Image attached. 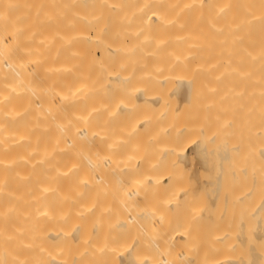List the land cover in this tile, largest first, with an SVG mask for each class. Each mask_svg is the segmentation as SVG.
Listing matches in <instances>:
<instances>
[{"label": "bare ground", "instance_id": "6f19581e", "mask_svg": "<svg viewBox=\"0 0 264 264\" xmlns=\"http://www.w3.org/2000/svg\"><path fill=\"white\" fill-rule=\"evenodd\" d=\"M234 2L0 0V264H264Z\"/></svg>", "mask_w": 264, "mask_h": 264}, {"label": "rangeland", "instance_id": "374dc122", "mask_svg": "<svg viewBox=\"0 0 264 264\" xmlns=\"http://www.w3.org/2000/svg\"><path fill=\"white\" fill-rule=\"evenodd\" d=\"M232 1H235L234 2V4H233V6H234V8H232V10H230L229 11V14H233L231 11H233V10H235V11H237V13L238 14H240V13H242V14H244V16H246L245 14L246 13H244V12H246L247 11V9H248V12H250V9H251V12H253V14H254V12L257 10V9H255L256 7L258 8L259 7V9H260V7H262L263 8V13H264V2H263V0H232ZM233 3V2H232ZM231 3V4H232ZM243 4H248V7L247 8H245V9H243V8H241L242 7V5ZM245 5V6H246ZM230 8V9H231ZM255 9V10H254ZM254 10V11H253ZM231 12V13H230ZM237 13H235L236 14V16L237 17H239V16H241V14L238 16V14ZM249 14V13H248ZM252 13H250L249 15H253ZM235 16V17H236ZM243 16V19H242V21L241 22H244L243 20H245L246 21V19H247V21H249L248 19L250 18L251 19V17H249V16H246V17H244ZM237 17H236V19H234V21H236V20H240V18L241 17H239L238 19H237ZM244 18H246V19H244ZM205 17H203L202 18V21H205ZM246 21V22H247ZM263 21H264V19H263ZM249 23V29H250V31H251V33H250V31H249V35H248V32L245 30V32L247 33H245V34H243V36H242V38L240 39V40H238V44H235V45H232L231 47L234 49V50H236L235 52H233V57H232V64H233V69L234 70H237V69H241V73H242V76H244L245 78H246V80H244L245 81V84H242V85H245L246 86V89L245 90H242V91H245V94H246V96L244 97L245 98V102H246V105L247 106H243V108L245 107V108H247L248 107V109H247V111L249 110V112L251 113V111H252V104H254V102H253V99L254 98H252V91L253 90H255V89H253L254 88V86L253 87H251V85H253L254 84V81L252 80L253 79V76H252V78H251V75H252V73H254L253 72V70L255 71V69H254V60H255V57L253 56V51H254V35H255V32H254V25H255V23H254V21H251V22H248ZM244 25L243 26H246L247 28H248V25H246L247 23H243ZM263 26V25H262ZM246 28V29H247ZM249 29H247V30H249ZM244 30V29H243ZM261 35L263 36L264 35V26L261 28ZM241 45H240V44ZM238 53H240V54H242V59L241 60H239L238 58H237V54ZM263 55H264V51H263ZM263 68V67H262ZM255 75H256V73H254ZM262 74V73H261ZM234 75V74H233ZM262 75H264V74H262ZM236 75H234L233 76V79H235L236 80V78H234ZM250 78H249V77ZM238 77V76H237ZM243 78V77H242ZM256 78V76H254V79ZM238 80V79H237ZM240 80V79H239ZM252 80V81H251ZM242 81H243V79H242ZM255 82H256V79H255ZM237 83L239 84V82L237 81ZM229 84H231L232 85V83H229ZM236 83H234V85H235ZM256 85V84H255ZM239 86V85H238ZM245 86H243V87H245ZM234 87V86H233ZM242 87V88H243ZM235 88H241V86H239V87H237V85L235 86ZM253 89V90H252ZM247 92V93H246ZM251 94V95H250ZM250 95V96H249ZM249 97H251L252 98V102H251V98L249 99ZM242 99H240V100H242ZM237 100V104H240L241 103V101L239 100V103H238V98L236 99ZM250 100V101H249ZM244 101H242V102H244ZM249 101V102H248ZM234 103H236V101L234 100ZM242 104V103H241ZM254 106V105H253ZM242 107V106H241ZM246 110V109H245ZM244 110V111H245ZM243 111V110H242ZM253 113L252 114H247V113H245V114H247V117L249 116V118H251V119H253L252 118V116H254V114H255V111H254V108H253V111H252ZM241 114H243V113H240V116L242 117V115ZM240 116H239V121H240ZM244 117H245V115H243ZM246 117V118H247ZM255 119V118H254ZM243 120V119H242ZM248 119H246V121H247ZM246 121L244 122V120H243V122L244 123H241V124H243L242 126H245V125H249L248 123L250 122V121H252V120H250L249 119V121H247L248 123L247 124H245L246 123ZM254 121V120H253ZM242 122V121H241ZM251 123V122H250ZM253 123V122H252ZM251 123V124H252ZM245 124V125H244ZM245 127H247V126H245ZM53 129H54V127H53V125H52V128H51V130H50V134H49V136H46L45 135V130L44 129H42V130H39V137L36 139V141L37 142H40V143H42V142H51L52 141V137H51V134H52V131H53ZM23 260H25L24 259V257L22 258Z\"/></svg>", "mask_w": 264, "mask_h": 264}]
</instances>
